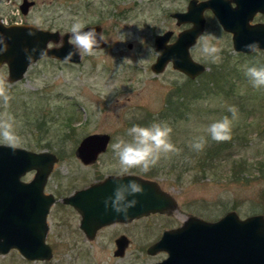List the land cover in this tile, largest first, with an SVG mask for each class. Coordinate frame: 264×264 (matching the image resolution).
I'll return each mask as SVG.
<instances>
[{
  "label": "rangeland",
  "instance_id": "1",
  "mask_svg": "<svg viewBox=\"0 0 264 264\" xmlns=\"http://www.w3.org/2000/svg\"><path fill=\"white\" fill-rule=\"evenodd\" d=\"M27 1H32L33 6L21 15V0H0V22L35 24L60 34L70 31L76 21L85 26L100 25L107 43L94 55H82L79 64L50 57L38 59L27 67L21 81L8 82L11 100L7 107L0 102V115L8 113L14 118L21 138L16 148L55 152L60 156L47 178L45 192L70 193L96 178L116 176L119 165L112 144L118 138L130 139L127 130L132 125H150L148 117L153 115L148 122L158 119L157 122L172 124L171 142L179 152L162 156L148 173L132 169L129 174L157 183L174 198L176 208L168 215L151 213L128 224L99 228L92 240H86L78 228L76 212L54 204L48 213L45 238L52 248V259L28 261L14 249L0 255V264H152L160 261L165 252L150 256L145 249L159 238L162 230L178 227L188 215L208 222L220 219L226 211L235 212L240 219L255 214L264 216V167L260 173L255 166H248L254 162L264 166V88H253L245 75L247 67L264 66V50L235 52L229 32H224L216 17L205 10L204 30L189 48V55L206 71L190 84L186 76L169 64L159 74L149 69L156 53L153 35L181 31L183 26H176L170 14L182 12L189 0ZM258 20L264 22V17L256 15L250 23ZM207 34L214 37L211 42L221 49L218 64L211 63L201 51V37ZM216 67L221 80L226 79L224 88L231 84L232 91L225 95L207 85L206 91L210 92L192 100L190 85L204 82V75ZM6 71L4 66L0 67V77L6 79ZM176 88L186 94L188 104L183 116L173 122V114L163 116L167 100L176 97ZM109 89L114 91L106 95ZM229 106L238 109L230 145L221 153L224 156L216 160L219 162L199 171L194 158L200 153L190 143L204 136V149L215 144L205 129L224 116L231 118ZM93 133L109 136V151L98 156L93 164L82 165L72 155L73 147L83 136ZM234 159L245 160L248 171L231 178L227 171ZM32 175L22 179L28 181ZM120 234L130 244L124 256L114 257L113 240Z\"/></svg>",
  "mask_w": 264,
  "mask_h": 264
},
{
  "label": "water",
  "instance_id": "2",
  "mask_svg": "<svg viewBox=\"0 0 264 264\" xmlns=\"http://www.w3.org/2000/svg\"><path fill=\"white\" fill-rule=\"evenodd\" d=\"M19 5L23 15L33 2L21 0ZM205 10L216 17L224 32H229L235 52L248 54L250 51L245 45L253 42L264 50V23H250L256 13L264 15V0H189L182 12L170 14L176 26L189 25L177 34L175 41L168 43L171 31L153 36L156 53L149 67L151 72L162 73L169 64L188 80H194L206 71L189 55V48L204 30ZM88 28H95L102 35L100 25H87L85 30ZM29 32L34 35H29ZM0 34L7 44V51L0 54V67L7 69L6 80L9 83L21 81L27 67L38 59L50 57L63 63L79 64L82 57L75 54L70 60L65 59L72 50L70 31L60 34L58 30L42 29L35 24L0 22ZM106 45L104 39L99 48ZM34 48L35 52L32 51ZM41 49L46 50V55H40ZM28 54L31 60L26 58ZM109 140L106 133L83 136L75 149L76 158L82 165L93 164L106 150ZM56 161L53 152H33L21 147L13 149L0 144V255L16 249L28 261L52 259V248L45 238L49 228L48 212L54 199L52 195L45 194L44 185ZM31 171V178L24 181L22 177ZM114 177L107 175L102 181L75 190L73 195L61 200L79 214L78 228L86 240H92L99 228L128 224L151 213L168 215L175 210L174 198L163 192L157 183L130 174L124 180H135L144 188V193L135 197L138 203L129 209L126 216L115 213L111 208L106 210L103 201L112 194ZM113 244L112 254L120 257L124 256L130 243L121 234ZM162 252L165 256L152 264H264V216L255 214L240 219L235 212L226 211L220 219L208 222L188 215L178 227L162 230L159 238L145 249L150 256Z\"/></svg>",
  "mask_w": 264,
  "mask_h": 264
},
{
  "label": "clouds",
  "instance_id": "3",
  "mask_svg": "<svg viewBox=\"0 0 264 264\" xmlns=\"http://www.w3.org/2000/svg\"><path fill=\"white\" fill-rule=\"evenodd\" d=\"M39 23V21H36ZM76 21L71 25L69 44L72 46L65 59L70 60L75 54L78 55H94L95 50L99 48L100 42L104 41L103 36L96 31L95 28H88ZM29 35H34L29 32ZM214 37L207 34L201 37L202 53L210 59L213 64L221 62V49L214 45L211 41ZM50 47V45H49ZM250 52L259 50L257 42L245 45ZM7 51V44L5 37L0 34V54ZM33 52L36 49H32ZM27 53L28 50L25 49ZM40 55H46V50L41 49ZM27 59L31 60V55L28 54ZM131 62V61H130ZM245 75L248 78L253 88H264V66H250L247 67ZM113 89L106 90V95L113 92ZM11 100L9 94L8 81L0 77V102L5 107L8 106ZM229 116H224L221 119L213 121L207 126L205 131L210 139L216 143L229 142L232 139L233 121L238 118V109L235 106H229ZM172 128L163 122H153L148 126H141L139 124L132 125L127 130V136L130 139L118 138L112 144V150L119 165V171L114 177V188L112 194L106 197L103 201L105 209L111 208L117 214L127 215L129 209L134 208L138 203L135 198L137 194H143L144 188L135 180H124V177L130 173L132 169H139L143 173H148L153 167L157 165L162 156L168 154H178L179 149L171 142ZM0 143L15 149L21 143V138L15 130L14 118L4 113L0 115ZM206 139L204 136L194 138L190 143V147L195 151H203L206 146ZM129 197H132L129 199Z\"/></svg>",
  "mask_w": 264,
  "mask_h": 264
},
{
  "label": "trees",
  "instance_id": "4",
  "mask_svg": "<svg viewBox=\"0 0 264 264\" xmlns=\"http://www.w3.org/2000/svg\"><path fill=\"white\" fill-rule=\"evenodd\" d=\"M220 69L218 67L215 68V70L211 73H207L206 75H204V82L196 84L195 85H190V98L192 100L197 99L199 96L207 95V93H209L210 91H206V86L207 85H212L214 86L215 90L218 88L222 91V93H224L225 95H228L229 92H231L232 90V85L228 84L225 88H224V84H225V78L222 79V76L220 75L221 73L219 72ZM230 73V72H228ZM190 84H193V82L191 80H188ZM175 92H177L176 97L174 100H167V104L165 105L164 110L167 111L166 113H164L165 115L163 116V118H166V116H173V122L177 120V118H181V116H183V112L187 109V104H188V100L187 97L185 96L186 94H182L181 92H179L178 88L175 89ZM163 115V114H162ZM149 116L148 117V121L149 119H151ZM148 124H152L153 122H157L158 119L155 120H150V122H148ZM172 123V121H171ZM147 124V125H148ZM170 126H172V124H170ZM215 144L210 145V147L203 149V151H199L200 156H196L194 159V165H196L198 167L199 171H205L208 170L209 168H211L213 162H219L216 160H219V157L223 154H221L223 151H225L228 146L230 145V143L228 142H224V143H216ZM232 166H230V168L227 171V175L228 177H237L238 175H240V172L242 173L243 170L246 172L248 171L246 167L247 163L245 162V160L242 161H238V160H232ZM250 167L255 166L256 169H258V171H260V173L263 170V164L258 163L256 166V163L254 162L253 164L248 165ZM227 177V178H228Z\"/></svg>",
  "mask_w": 264,
  "mask_h": 264
},
{
  "label": "flooded vegetation",
  "instance_id": "5",
  "mask_svg": "<svg viewBox=\"0 0 264 264\" xmlns=\"http://www.w3.org/2000/svg\"><path fill=\"white\" fill-rule=\"evenodd\" d=\"M256 15H260L261 17H264V15L263 14H259V13H256ZM256 17V16H255ZM257 22H260V20H258ZM257 22H254V23H257ZM260 23H264V22H260ZM180 26H183V28H182V30L181 31H183V29H185V28H187L189 25H186V23H184L183 25H180ZM171 31V35H170V37H169V44L170 43H172L173 41H175L174 39L176 38V36H177V34L180 32V31H178V32H173V30H170ZM163 32V31H162ZM166 32V31H165ZM155 35V34H154ZM153 35V36H154ZM157 35V34H156ZM198 39V38H197ZM152 41H153V39H152ZM152 46H153V43H152ZM79 143V142H78ZM78 143L76 144V146H74L73 147V152H72V155H74V157L76 158V155H75V152H76V147H77V145H78ZM108 144H109V142H108ZM108 144L106 145V150L103 152V153H101V154H99L98 156H100V155H102V154H104L106 151H109V149H108ZM53 154L55 155V158H56V164H58L59 163V160H60V156L59 155H57V154H55V152H53ZM98 158V157H97ZM76 160L78 161V159L76 158ZM56 164H53V167H52V171H53V169H54V167H55V165ZM85 165V164H84ZM52 171H51V173H52ZM31 173H33V171H31ZM30 173V174H31ZM50 176V175H49ZM107 176V175H106ZM108 176H115V175H108ZM49 178V177H48ZM105 177H102V178H96L95 180H94V182L93 183H87V184H85V186H89V185H91V184H94L95 182H100V181H102L103 179H104ZM48 180V179H47ZM46 183H47V181H46ZM46 185H48V183L46 184ZM46 185H44V192H45V186ZM85 186H81V187H79V188H77V187H75L72 191H70V193H67V192H64V193H62V194H59V195H57V194H55V192H53V193H48V192H45V194H50V195H52V197H53V199H54V203H53V205H52V207L54 206V204H61V206L62 207H66V208H68L69 210H71V211H73V209L71 208V207H69V205L68 204H63L62 202H61V200L65 197V196H70V195H73L74 194V191L75 190H79V189H82V188H85ZM50 209H51V207H50ZM50 209H49V211H50ZM74 212V211H73ZM49 213V212H48ZM75 213V212H74ZM77 214V213H76ZM78 215V221H79V214H77ZM121 235V234H120ZM118 237V236H117Z\"/></svg>",
  "mask_w": 264,
  "mask_h": 264
}]
</instances>
